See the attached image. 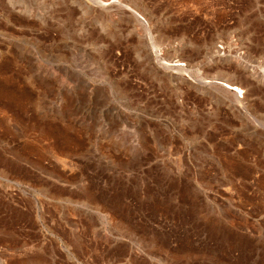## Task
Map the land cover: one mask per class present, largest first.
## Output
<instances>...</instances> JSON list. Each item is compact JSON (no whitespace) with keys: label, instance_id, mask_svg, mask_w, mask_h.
I'll return each mask as SVG.
<instances>
[{"label":"rangeland","instance_id":"374dc122","mask_svg":"<svg viewBox=\"0 0 264 264\" xmlns=\"http://www.w3.org/2000/svg\"><path fill=\"white\" fill-rule=\"evenodd\" d=\"M0 264H264V0H0Z\"/></svg>","mask_w":264,"mask_h":264},{"label":"bare ground","instance_id":"6f19581e","mask_svg":"<svg viewBox=\"0 0 264 264\" xmlns=\"http://www.w3.org/2000/svg\"><path fill=\"white\" fill-rule=\"evenodd\" d=\"M234 87V86H233ZM237 90H240L239 88L235 87ZM241 91V90H240Z\"/></svg>","mask_w":264,"mask_h":264}]
</instances>
